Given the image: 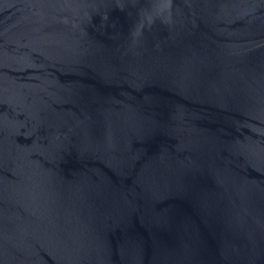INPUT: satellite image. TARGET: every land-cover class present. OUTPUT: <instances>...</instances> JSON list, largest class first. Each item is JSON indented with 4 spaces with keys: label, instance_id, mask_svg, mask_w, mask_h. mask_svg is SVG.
Masks as SVG:
<instances>
[{
    "label": "water",
    "instance_id": "95a60500",
    "mask_svg": "<svg viewBox=\"0 0 264 264\" xmlns=\"http://www.w3.org/2000/svg\"><path fill=\"white\" fill-rule=\"evenodd\" d=\"M0 264H264V0H0Z\"/></svg>",
    "mask_w": 264,
    "mask_h": 264
}]
</instances>
